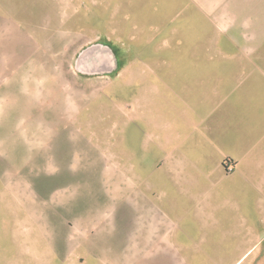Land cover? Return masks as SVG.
Instances as JSON below:
<instances>
[{
	"label": "rangeland",
	"instance_id": "1",
	"mask_svg": "<svg viewBox=\"0 0 264 264\" xmlns=\"http://www.w3.org/2000/svg\"><path fill=\"white\" fill-rule=\"evenodd\" d=\"M99 16L85 0H0V264H101L90 247L118 238L120 212L165 205L150 124L168 99L135 101L123 72L182 59L183 39L136 43Z\"/></svg>",
	"mask_w": 264,
	"mask_h": 264
},
{
	"label": "crops",
	"instance_id": "2",
	"mask_svg": "<svg viewBox=\"0 0 264 264\" xmlns=\"http://www.w3.org/2000/svg\"><path fill=\"white\" fill-rule=\"evenodd\" d=\"M85 3L136 43L183 39L182 59L134 61L132 75L123 72L135 101L168 99L156 109L164 120L150 124L153 166L170 188L165 205L120 212L118 238L102 236L101 251L90 247L89 257L101 264H117L116 256L133 264H264L254 231L264 222L243 219L241 210L264 208V0Z\"/></svg>",
	"mask_w": 264,
	"mask_h": 264
},
{
	"label": "built area",
	"instance_id": "3",
	"mask_svg": "<svg viewBox=\"0 0 264 264\" xmlns=\"http://www.w3.org/2000/svg\"><path fill=\"white\" fill-rule=\"evenodd\" d=\"M232 169V167L230 166V169L229 170H231Z\"/></svg>",
	"mask_w": 264,
	"mask_h": 264
}]
</instances>
